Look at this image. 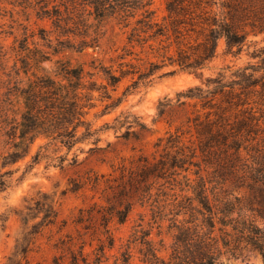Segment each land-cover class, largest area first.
<instances>
[{"label":"rangeland","instance_id":"1","mask_svg":"<svg viewBox=\"0 0 264 264\" xmlns=\"http://www.w3.org/2000/svg\"><path fill=\"white\" fill-rule=\"evenodd\" d=\"M166 1L153 0L164 34L137 38L111 16L86 13L85 22L67 25L56 22L45 0H0V264H183L197 248L196 240H181L193 229L186 222L188 197L199 175L213 177L207 160L224 153L219 141L212 153L201 151L208 132L221 124L216 111L225 118L226 142L261 159L264 33L250 34L242 50L221 38L202 68L181 70L172 63L178 51L201 47L180 23L184 16H170ZM76 67L84 68L78 89L84 119L97 132L71 149L45 137L26 154L27 146L16 149L18 138L5 130L23 110L17 87L36 76L69 84L76 80L64 68ZM111 75L119 79L115 85ZM189 93H209L213 108ZM15 151L21 158L14 162ZM235 184L230 179L224 188L243 197L251 214L248 188ZM200 230L205 248L213 247L207 228ZM150 247L157 262L148 259ZM220 247L221 253L211 250L219 256L215 264H264L251 245Z\"/></svg>","mask_w":264,"mask_h":264},{"label":"trees","instance_id":"2","mask_svg":"<svg viewBox=\"0 0 264 264\" xmlns=\"http://www.w3.org/2000/svg\"><path fill=\"white\" fill-rule=\"evenodd\" d=\"M51 3L56 22L59 23L65 20L67 25V20H72L75 25L78 21L83 23L87 13V17L94 16L95 19L114 17L125 27H131L132 37L140 38L148 33L152 36L164 34L163 26L155 19L153 0H45L44 7L48 8ZM166 9L170 16H184V19L179 18L180 23L187 26L189 33L196 35L195 40L199 46L197 49L201 47V51L191 54L184 49L178 51V56L172 63L181 70L195 72L202 68L206 60H211L216 55L221 38L226 39L229 48L237 47L242 50L250 34L257 36L264 33V0H167ZM76 12L81 15L79 20H76L79 16H75ZM28 73L29 69L25 70V74ZM64 73L66 77L76 81L66 84L51 77L36 76L35 79L28 77L29 82L25 87H17L14 95L22 102L23 110L20 118H12L14 120L5 134L15 140L18 138V141L13 142L16 149L27 146L25 154L38 137H45L48 142L59 141L71 149L84 137L97 132L85 122L86 105L80 102L78 96L84 68H64ZM111 79L113 85L119 80L115 75H111ZM186 96L201 100L205 108H213L211 101L215 98H209V93H189ZM226 101L230 103L229 100ZM215 113L221 124H217L219 128L216 132H208L201 151L205 155L212 153L214 143L219 141V145H224V153L217 154L216 162L207 160L208 167H214L213 177L206 179L199 175L195 194L188 197L186 212L190 218L186 222L191 223L193 229L192 232L188 231L189 240H181L186 245L196 240L197 248L193 251L195 256H192V250H188L191 256L183 259V264H215L219 256L214 250L211 252L212 249L221 253V245L227 250H233L241 248L242 243L251 245L264 258V149H261L260 159L244 156L241 144L236 141L230 146L226 142L227 136L221 131L224 115L218 111ZM5 121L4 119L3 122ZM81 126H85L86 130L82 136H78ZM220 135H223L222 141L219 140ZM230 149L234 151L230 152ZM41 151L40 149L37 153V158ZM19 153L13 152L16 158H12V161L21 158ZM187 179L190 180L189 177ZM230 179L238 188H248L249 198L253 202L251 214L245 208L247 206L243 197L232 195L224 188ZM204 227L207 228L204 234L213 241V247L208 249L205 248L200 230ZM148 251V259L152 263L157 262L159 258L153 248H148ZM129 257L128 255L127 258Z\"/></svg>","mask_w":264,"mask_h":264}]
</instances>
